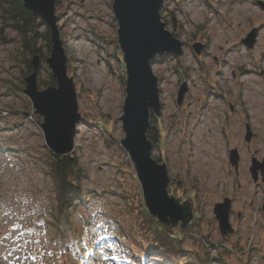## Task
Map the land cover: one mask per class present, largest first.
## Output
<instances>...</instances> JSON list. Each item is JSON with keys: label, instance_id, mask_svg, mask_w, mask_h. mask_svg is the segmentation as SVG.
<instances>
[{"label": "rangeland", "instance_id": "rangeland-1", "mask_svg": "<svg viewBox=\"0 0 264 264\" xmlns=\"http://www.w3.org/2000/svg\"><path fill=\"white\" fill-rule=\"evenodd\" d=\"M261 2L166 0L160 10L167 30L183 43L181 57L165 55L152 65L162 111L160 117L151 111L150 119L152 157L167 165L169 195L182 204L187 201L193 210L192 229L177 258L155 253L148 241L136 237L134 207L145 199L135 165L120 141L126 137L120 118L128 78L113 0H55L68 76L74 80L81 114L72 153L83 170L85 199L64 224L56 220L52 180L44 164L50 149L40 125L43 117L24 93L31 73L27 60L33 57L22 48L12 23L0 17V264H264V175L259 171L254 180L250 171L253 159L264 163V136L258 129L264 122L259 120L264 117ZM245 3L252 11H243ZM253 30L256 41L248 48L244 39ZM224 34L220 50L217 39ZM196 44L203 45L200 54ZM41 47L40 90L56 84L47 63L52 50L44 41ZM249 66L261 83L258 103L254 84L242 83ZM96 67L106 74L103 88L93 82ZM183 84L187 92L179 104ZM107 85L116 100L112 108V101L104 100ZM218 119V159L212 162L221 168L214 178L205 173L209 166L198 168V159H204L198 130L206 132L204 127ZM232 149L239 152L237 169L230 161ZM226 198L232 201L234 232L222 235L214 209ZM58 224L62 230L55 228Z\"/></svg>", "mask_w": 264, "mask_h": 264}, {"label": "water", "instance_id": "water-1", "mask_svg": "<svg viewBox=\"0 0 264 264\" xmlns=\"http://www.w3.org/2000/svg\"><path fill=\"white\" fill-rule=\"evenodd\" d=\"M166 0H113V12L119 29L118 43L121 45L127 72V96L120 118L126 137L121 139L124 149L129 154L136 169V176L142 186L145 206L150 214L164 224L180 225L187 228L193 221V210L186 201L169 195L170 175L167 165L157 162L152 157L153 142L148 138L151 128V111L160 117L162 105L158 78L153 72V63L157 58L173 54L181 57L183 43L166 28L161 18V8ZM264 8V3H260ZM26 10L34 16H40L51 32L52 51L47 63L52 70L56 84L39 89L38 74L41 59L33 56V72L26 77L24 93L32 101L36 114L43 117L40 124L44 132L46 146L53 154L65 156L75 149L77 126L81 121L78 112L77 91L74 80L68 76L67 60L63 41L60 37L55 0H23ZM257 30H253L244 43L248 48L255 44ZM203 45L196 44L194 49L200 54ZM187 86L178 93L181 104ZM249 140V135L246 137ZM250 169L254 180L259 171L264 175V163L253 159ZM232 165L237 169L240 163L239 152L232 149ZM214 215L218 220L222 235L232 234L230 224L232 201L229 198L215 204ZM264 212V206H263Z\"/></svg>", "mask_w": 264, "mask_h": 264}, {"label": "trees", "instance_id": "trees-1", "mask_svg": "<svg viewBox=\"0 0 264 264\" xmlns=\"http://www.w3.org/2000/svg\"><path fill=\"white\" fill-rule=\"evenodd\" d=\"M0 17L10 21L11 27L15 29L21 38L22 48L32 57L40 55L43 51L42 43L45 42V48L50 52L52 50L51 32L49 27L41 19L40 16H34L29 10L23 6V0H0ZM42 26H46L47 30L43 32ZM28 71L33 72L32 60H27ZM153 126L150 128L148 138L152 142L154 140ZM157 162H159L157 160ZM160 163V162H159ZM46 174L52 180L54 201L56 203L57 221L60 223H68L71 217V210L80 202L84 201V191L82 189L83 170L80 167L78 157L73 153L59 156L51 151L44 160ZM173 182V181H171ZM135 212L139 221L136 230V237L143 241H148L152 246V251H157L169 255L171 257H179L184 252L183 242L185 236L191 232V223L187 228L183 229L180 225L174 227L172 224L164 225L158 218H154L145 204H137ZM200 217L196 216V220ZM57 229L62 230L60 224L55 225ZM82 235L73 241L75 246L80 244ZM154 248V250H153ZM154 261H159L152 256ZM161 262V261H159Z\"/></svg>", "mask_w": 264, "mask_h": 264}, {"label": "bare ground", "instance_id": "bare-ground-1", "mask_svg": "<svg viewBox=\"0 0 264 264\" xmlns=\"http://www.w3.org/2000/svg\"><path fill=\"white\" fill-rule=\"evenodd\" d=\"M194 4H190V7L189 9H191V7H193ZM243 11H252L250 9V7L245 3L243 5ZM214 25V22L212 23L211 27H213ZM77 37H79L78 35H76ZM226 38V35L224 34V36H220L217 40L219 41L218 43H221L220 45V50L224 49V46L222 45V43L224 42ZM80 48V50H82L83 48L80 47V45L78 46ZM226 50H228L229 52H231V48L230 46L226 45ZM153 69H155V66H153ZM252 67L249 66L247 68L244 69L243 73H244V77H243V81L242 83H245V84H248V83H251V84H254L251 89L255 91V100H254V103H258V100H257V94H262V89H259L260 86V82H258L253 76H252ZM106 74L101 70V68H98L96 67L94 70H93V82L94 84H96L98 87L100 88H103L105 87L106 85ZM107 89L106 92H105V95H104V100L107 101V100H111L112 102L110 103V107H114L115 105V98L113 97V94L110 90H108V85L107 87L105 88ZM247 97H248V93H246ZM262 103V102H261ZM259 102V104H261ZM259 113H262V109L260 108V111H258V114ZM255 113L252 111L251 112V116H254ZM264 117L261 116L259 118L260 122L262 121ZM222 126V120L221 119H218L217 123L214 125L213 122L210 123V126L207 128V127H204V129H207V131L205 132L203 129H200L198 130L199 131V142H200V153L201 155L204 156V159H198L199 161V166L198 168L200 170L203 169V167H208L207 170H206V174L211 173L212 174V177L216 178L219 174V170L221 168V164L217 165L216 167L213 166V161L217 160L218 159V151L215 149L216 145L218 144L219 142V139L216 138L217 136V129L220 128ZM258 129L260 131V135L264 136V122L260 123V125L258 126ZM6 131H8V129H6ZM196 136H195V140H196ZM204 173V172H203ZM204 173V174H205ZM210 174V175H211ZM214 175V176H213ZM109 259V258H108ZM111 259H109L110 261Z\"/></svg>", "mask_w": 264, "mask_h": 264}]
</instances>
